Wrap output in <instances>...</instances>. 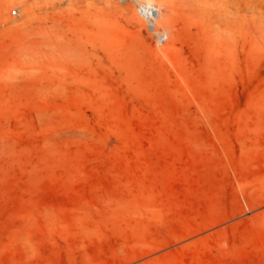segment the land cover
Returning <instances> with one entry per match:
<instances>
[{
  "label": "rangeland",
  "instance_id": "rangeland-1",
  "mask_svg": "<svg viewBox=\"0 0 264 264\" xmlns=\"http://www.w3.org/2000/svg\"><path fill=\"white\" fill-rule=\"evenodd\" d=\"M140 1L0 0V264H264V0Z\"/></svg>",
  "mask_w": 264,
  "mask_h": 264
},
{
  "label": "built area",
  "instance_id": "built-area-1",
  "mask_svg": "<svg viewBox=\"0 0 264 264\" xmlns=\"http://www.w3.org/2000/svg\"><path fill=\"white\" fill-rule=\"evenodd\" d=\"M120 3L129 2L134 6L137 17L144 25V31L149 39L156 45H163L167 42V34L157 27L160 18L159 6L140 0H117ZM18 9L11 10V15H17Z\"/></svg>",
  "mask_w": 264,
  "mask_h": 264
},
{
  "label": "bare ground",
  "instance_id": "bare-ground-1",
  "mask_svg": "<svg viewBox=\"0 0 264 264\" xmlns=\"http://www.w3.org/2000/svg\"><path fill=\"white\" fill-rule=\"evenodd\" d=\"M150 2H151V0H150ZM126 5H124V7H125ZM123 7V8H124ZM127 9V8H126ZM132 17H134V16H132ZM136 21V20H135ZM172 36H170V45L172 44V38H171ZM162 53H165L164 51H162Z\"/></svg>",
  "mask_w": 264,
  "mask_h": 264
}]
</instances>
